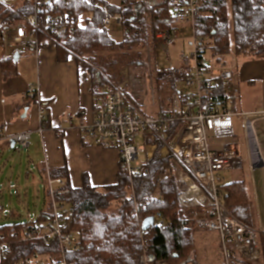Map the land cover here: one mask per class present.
I'll return each instance as SVG.
<instances>
[{
    "label": "trees",
    "instance_id": "16d2710c",
    "mask_svg": "<svg viewBox=\"0 0 264 264\" xmlns=\"http://www.w3.org/2000/svg\"><path fill=\"white\" fill-rule=\"evenodd\" d=\"M176 1L119 0V3L111 4L107 0H47L39 10L40 30L35 36L41 46L47 40L55 44L59 62L69 58L82 60L79 64L82 63L85 72L92 76V91L96 96L105 84V80L98 82L95 78L97 72L117 83L124 66L146 67L142 51L146 47L154 50L158 46L155 34L160 30L171 32L179 26L171 15V6ZM198 2L195 35L210 41V45H206L207 54L213 57L231 53L244 58L264 56V0ZM34 6V0H18L10 6L0 4L2 41L5 32L14 30L23 23V17L32 15ZM116 14L123 18L120 24L124 31V39L117 42L110 37L104 24L107 17ZM84 15L88 18L81 26L79 20ZM23 47L37 51L34 45ZM0 69L3 81L19 76L18 62L14 61V57L3 59ZM155 84L159 104L156 102V109L150 110L151 115L168 110L164 96L175 90L171 81L164 83L156 80ZM218 86L215 87L218 89ZM25 98L29 105L36 104L37 89H31ZM236 99L232 102V110L235 111L238 110ZM43 127L48 130L52 127L49 117H46ZM158 157L159 153L149 163V174L137 178L133 184L120 163L117 182L105 187H94L88 173L82 175L81 187H73L67 169L61 170L69 188L66 197L57 196L70 207L65 229L80 238V249L69 252L68 264H144L143 243L150 254L168 264H202L196 248L198 227L186 216L179 203L176 173L179 170L186 172V169L173 155L162 160ZM165 173L166 179L161 180ZM40 175L44 181L46 171L43 170ZM219 189L230 214L255 227L256 211L245 180L222 182ZM47 195L48 192L45 206L39 210L37 219L0 225V245L8 247V257L0 264H17L36 254H57V239L47 242L32 241L26 237L33 225L50 219L51 203ZM150 217H154L155 222L143 230V221ZM258 243L262 254L255 264H264L263 231L259 233Z\"/></svg>",
    "mask_w": 264,
    "mask_h": 264
},
{
    "label": "built area",
    "instance_id": "2783aa9c",
    "mask_svg": "<svg viewBox=\"0 0 264 264\" xmlns=\"http://www.w3.org/2000/svg\"><path fill=\"white\" fill-rule=\"evenodd\" d=\"M16 1L18 0H0V4L10 6ZM46 2L47 0H34L32 15L23 17L22 24L8 31L7 35L12 43L16 46L34 45L37 50L40 48L41 44L35 34L40 30L39 10ZM198 5V0H178L171 6L172 19L179 26H191V36L186 37L189 40L188 49L180 53L179 65L157 72L152 80H170L176 85L172 94L166 97L168 110L158 115L147 113L146 102L137 91L143 86L139 78L130 77L122 83H115L97 72L95 78L98 82L105 80V84L95 97L94 119L82 129L83 138L104 149L116 150L119 163L125 167L132 184L137 178L149 174V163L157 153L159 160L169 155L175 156L186 169V172L179 170L176 173L179 203L185 209L186 216L195 223L198 230L218 233V247L223 264H255L262 254L258 243L261 231L230 214L219 186L223 171L244 168L236 141V121H239L240 129L249 134L250 130L254 132L257 129L259 122L264 121V110H232L233 99L239 95L235 76L232 69L219 61L223 56H211V60H207V46L203 39L195 35ZM111 18L118 24L123 21L122 16L116 14L107 17L104 24L107 25ZM178 35V28L171 32L160 30L155 34L156 43L166 49L174 44ZM133 88L136 93H132ZM150 94L151 106H154L153 89ZM45 109V105L38 100L36 113L40 133L45 129ZM2 139L18 146L20 151L23 147H29L31 133L22 132ZM256 144L258 164L261 161L264 163L262 150ZM166 177L165 173L160 178L165 180ZM44 183L51 198L52 214L47 222L33 225L26 237L32 241L47 242L57 239L59 251L55 255L36 254L17 264H68L69 252L80 249L78 234L66 232L65 229L70 207L57 197L68 195V183L60 174L49 170ZM142 246L144 264H168L150 254L145 243ZM7 255V245L1 244L0 262Z\"/></svg>",
    "mask_w": 264,
    "mask_h": 264
},
{
    "label": "crops",
    "instance_id": "0c3cea01",
    "mask_svg": "<svg viewBox=\"0 0 264 264\" xmlns=\"http://www.w3.org/2000/svg\"><path fill=\"white\" fill-rule=\"evenodd\" d=\"M185 40L189 44V40L186 38ZM185 43L184 45L188 48V44ZM180 50L179 55L187 49L181 48ZM24 54H35L34 56L37 57L38 78H36V85L27 83L28 80L25 75L21 74L19 67V76L3 81L0 69V149L8 146L16 147L12 143L5 142L2 138H8V136L22 132H30V141L37 136L42 155V163L36 167L40 179H42L40 173L43 170L46 171V174L48 170L51 173H58L65 179L61 170L67 169L69 181L76 188L81 187V177L84 173L89 174L94 187L115 184L119 170L118 152L112 148L104 149L91 144L83 138L82 129L89 126L94 119L96 96L92 91V76L86 73L74 58L59 62L55 44L50 40H47L36 52H32L31 48L24 47L23 54L20 55ZM231 56L237 58H235V63L232 66L227 60L223 61L226 67L233 70L235 83L239 90V95L235 101L238 106L237 111L264 110V57L256 60L243 57L241 58V66H239L240 64L237 62L239 58L234 53L225 55L224 58ZM3 59L0 60V63ZM235 71H238L237 75H235ZM34 88L37 89L38 100L46 107V117L51 120L52 127L49 130L45 128L43 133L39 131L36 104L29 105L25 98ZM147 108L149 114L150 110L156 109V104ZM259 123L257 124V131L264 134V121L260 125ZM246 135L248 138V134ZM259 136L260 134H258L256 143L264 154V146H262ZM255 146L257 144L249 148V165L252 175L249 181H251L253 189L252 203L256 208H259V192L254 183L253 172L261 169V167L258 166ZM28 148H32L31 144ZM255 227L264 232L262 225L257 227L256 224Z\"/></svg>",
    "mask_w": 264,
    "mask_h": 264
},
{
    "label": "rangeland",
    "instance_id": "374dc122",
    "mask_svg": "<svg viewBox=\"0 0 264 264\" xmlns=\"http://www.w3.org/2000/svg\"><path fill=\"white\" fill-rule=\"evenodd\" d=\"M111 4L119 3V0H107ZM88 18L87 15H84L79 20V25L83 26L85 20ZM179 31L178 38L171 47L164 49L161 46H157L152 50V47H146L143 52V61L144 66H124L121 70V79L117 83H122L126 78L136 77L142 80L143 86L138 88L137 91L142 94L143 100L146 102L147 107L151 106V94L150 90L153 89L155 94V103L159 104L157 89H155V74L161 70H169L175 68L178 65V55L181 51L180 49H188L185 44H188L186 37L191 36V26L180 25L177 27ZM107 30L112 39L117 41H122L124 38V31L121 24H118L114 19H109L107 24ZM8 32H5L3 36L2 44L0 43V60L5 57H14L15 53H19V71L21 74L25 75L27 78V83L29 85H36L38 78V70L36 67L37 57L29 54H23L24 47L16 46L8 38ZM204 44L209 46L210 41L205 40ZM209 53V52H207ZM260 56L256 59H260ZM207 60H211V56L207 54ZM236 58V57H235ZM234 57H221L223 60H227L230 66L235 63ZM238 63L241 66V58L238 57ZM76 59V58H75ZM237 59V58H236ZM251 59V58H250ZM253 59V58H252ZM77 60V59H76ZM82 60H77L79 62ZM228 64V65H229ZM82 67V63L79 64ZM238 74V71H235V75ZM152 81H150V80ZM237 80V79H236ZM162 81V80H161ZM170 80H164L162 82H169ZM172 82V81H171ZM176 87V85H175ZM132 93H136V89H132ZM170 94V91L168 92ZM166 94V95H168ZM167 96H164V104L167 107ZM152 107V106H151ZM262 124L261 122L259 125ZM236 141L240 147L241 155L244 161L243 169H236V171H223L220 176L223 183H230L236 180H245L247 189L251 198L253 199V189L252 183L249 181L250 177V146L256 145L258 134H260L259 139L264 146V134L263 132H258L257 129H254V132L250 130L248 138L245 132H243L239 127V121H236ZM258 125V126H259ZM31 149L23 147L20 151L18 146L12 148L11 146L0 149V225L2 224H11V222H20L26 223L37 219L39 215V210L44 208L47 190L45 188L44 181H41L38 177L37 166H40L42 163V155L38 145L37 136L30 141ZM37 148V150H36ZM263 152V151H262ZM264 155V154H263ZM54 173V172H52ZM253 177L255 178V186L259 192V208L255 207L256 216L258 217V225L264 227V168L255 170L253 172ZM49 197V195H47ZM50 198V197H49ZM51 203V198H50ZM52 206V203H51ZM218 233L215 231H204L198 230L196 232V248H197V257L202 264H223V261L220 257V249L218 247Z\"/></svg>",
    "mask_w": 264,
    "mask_h": 264
},
{
    "label": "water",
    "instance_id": "95a60500",
    "mask_svg": "<svg viewBox=\"0 0 264 264\" xmlns=\"http://www.w3.org/2000/svg\"><path fill=\"white\" fill-rule=\"evenodd\" d=\"M0 43L2 44V39H1V37H0ZM19 53H15V55H14V61L15 62H18V60H19ZM26 115V114H25ZM13 146H15V145H13ZM259 159H260V157H259ZM258 166L259 167H261V168H264V163L261 161V162H259V164H258ZM144 223H143V230H147L149 227H151L152 225H153V223L155 222L154 221V217L152 218V217H150V218H146L144 221H143Z\"/></svg>",
    "mask_w": 264,
    "mask_h": 264
}]
</instances>
